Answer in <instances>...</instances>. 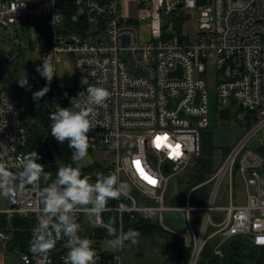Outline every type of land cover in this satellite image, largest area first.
<instances>
[{"label":"built area","instance_id":"built-area-1","mask_svg":"<svg viewBox=\"0 0 264 264\" xmlns=\"http://www.w3.org/2000/svg\"><path fill=\"white\" fill-rule=\"evenodd\" d=\"M189 16L196 24L193 38L183 29ZM179 20L181 32L173 26ZM37 21L47 23L49 42L44 48L36 43L39 60L43 63L49 57L54 72L64 58L71 64L73 81L63 97L86 92L88 85L81 83L85 77L89 85L110 92L105 105L96 109L89 149L112 155L108 164H100V172L116 174L128 184L130 194L117 206L107 207L106 211L117 212L111 229L102 215L90 217L86 209L76 213L83 228L80 234L86 236V230H91L87 237L96 264H121L124 248L107 251L101 249L100 241L124 232V214L157 218L166 209L163 203L170 178L200 154L201 132L209 126L205 79L209 67L216 71V95L224 103L221 109L229 108L231 115L229 104L237 103L250 124L204 181L212 183L206 203L191 206L187 197L180 207L191 233L187 264H197L204 244L213 237L219 239L214 252L220 255L218 245L237 235L264 247V150H258L264 149V0H0V27L12 36L28 23L29 35L36 37ZM259 134V144L250 146ZM157 137L167 138L164 146L156 147ZM28 139L18 107L0 81V155L12 171L18 170L21 157L27 154ZM177 145L179 157L173 155ZM38 154V163L43 164ZM136 160L157 181L155 185L140 176ZM236 174L245 188L243 203L232 202ZM227 176L230 202L218 206L217 192ZM43 187L41 182L36 187H17L14 200L6 197V207H0L7 223L0 226V250L12 240L11 220L33 218L37 226ZM192 210L201 213L197 229L191 223ZM214 211L224 213L220 222L212 221ZM210 227L215 229L207 233ZM95 230L102 231L101 238L94 235ZM58 244L46 259L18 247L5 254L17 255L19 264H64L66 241ZM106 253L111 258L104 259Z\"/></svg>","mask_w":264,"mask_h":264},{"label":"clouds","instance_id":"clouds-1","mask_svg":"<svg viewBox=\"0 0 264 264\" xmlns=\"http://www.w3.org/2000/svg\"><path fill=\"white\" fill-rule=\"evenodd\" d=\"M36 71L48 84L55 76L49 57L43 59ZM18 83L20 87H29L26 76L18 80ZM81 83L88 85L86 92L73 97L70 107L57 104L56 110L49 114L51 136L60 144L67 141L68 147L73 150L72 163L58 167L55 179L45 171L44 164L38 163L40 156L36 151L21 157L17 171H12L4 156L0 155V195L11 197L17 187H36L42 179L46 182V186L39 191L42 209L32 233L29 251L34 257L46 259L57 242L65 240L67 252L63 257L64 264H96L92 241L80 234L83 228L77 220V211L86 209L90 217L99 218L107 210L110 200H118L130 194L128 184L121 182L114 173L105 175L96 172L93 182L92 177L82 171L91 146L89 133L96 127V109L105 105L110 92L97 84L89 85L86 77ZM49 90L45 86L34 92L33 99L38 101ZM12 109L13 106L9 104V112ZM49 180L51 182L47 183ZM112 224L110 220V229ZM140 235L138 230L130 228L115 235L107 243L114 250L123 249L126 242L136 245Z\"/></svg>","mask_w":264,"mask_h":264},{"label":"trees","instance_id":"trees-1","mask_svg":"<svg viewBox=\"0 0 264 264\" xmlns=\"http://www.w3.org/2000/svg\"><path fill=\"white\" fill-rule=\"evenodd\" d=\"M28 23H24L23 29L26 35H29ZM176 31L181 32L182 30V21H176L173 24ZM37 34H36V43L39 47H46L49 42L47 39L48 36V27L47 23H42V21H37ZM19 34V32H18ZM20 35V34H19ZM15 35L13 34V41ZM35 44H31L33 47ZM13 47L20 52L22 50L21 46H16V43L13 42ZM13 52L9 51V55ZM6 61L9 62L8 57ZM9 72V71H8ZM8 82L13 91V97L18 102V105H22L26 108L27 112L33 111L36 109L33 102V93L38 87L39 90L45 86L49 87V91L45 94L44 97L39 99V106L37 110L41 116V123L43 131L38 128L36 125L27 126L28 128V146L27 153L36 151L42 155V162L45 165V170L53 174L54 178L57 172L56 161L64 166L72 163V149L68 147V142L65 141L63 144H60L56 139L50 134V120L49 114L56 110L57 104L61 107H70L71 98L63 97L64 88L59 87L55 80L53 79L50 84L41 77L38 72H35V82L28 81L29 87L23 89L19 86L18 81L15 76H12L9 72ZM38 85V86H37ZM17 105V104H16ZM250 120L248 121V125ZM214 145L212 142L211 132L207 129L201 132V146L200 154L193 159L190 165V172L187 175V181L184 189L177 195L175 198H168L167 202L174 206H183L186 204L188 197L189 204L191 206L203 205L208 200V195L210 191V184H203L197 186L193 190L191 188L195 187L197 184H200L206 181L209 176L213 173L215 169L214 162ZM230 148L226 147L222 149V157L226 156ZM258 150H264L262 147ZM103 168L100 164H93L86 167H83V173H89L92 177L93 182L95 181L96 172L102 171ZM192 186V187H191ZM191 189V190H190ZM189 195V196H188ZM120 201H125L123 197L118 200H110L108 207H114L119 204ZM102 216L106 222L113 221V224L117 223V212L115 211H106L102 213ZM200 214H196L194 217V222L196 225L200 222ZM123 228L124 232L128 229L138 230L141 235L140 238L149 239L152 242L156 241L157 237H160L164 240L163 244H157L159 251L161 253L166 252V250H174L177 253L176 264H187L191 249L188 245L185 244L184 238L171 233L170 231L164 229L157 218H145L140 214L130 215L124 214L123 217ZM7 223L5 218L0 216V226L6 227ZM10 232H12V240L9 241L11 245L10 248L18 247L21 250L29 251V244L32 238V233L35 228V221L33 218H15L11 220ZM214 229L209 228L207 233H211ZM91 230L87 229L85 235L90 236ZM94 235L97 238L102 237V231L95 230ZM139 238V239H140ZM62 240L59 241L58 247L61 246ZM219 242L217 237L211 238L207 241L200 253L199 260L197 264H206V260L214 253V250ZM131 246L126 242L124 248ZM61 248V247H60ZM218 249L221 253V264H260L264 263V247L254 246L250 241L240 235L233 236L232 238L226 240L225 242L218 245ZM30 252V251H29ZM104 259L111 258L110 254H104Z\"/></svg>","mask_w":264,"mask_h":264},{"label":"rangeland","instance_id":"rangeland-1","mask_svg":"<svg viewBox=\"0 0 264 264\" xmlns=\"http://www.w3.org/2000/svg\"><path fill=\"white\" fill-rule=\"evenodd\" d=\"M133 8L135 7L134 4L131 5ZM190 17V16H189ZM195 19L191 16L189 19L186 20L184 24V31L189 34L190 38H193L194 27H195ZM19 38L13 41V36L10 34L8 30L0 27V81L5 84L7 87V91L9 95L12 97L14 102L17 104L18 113L21 117V121L24 125H36L43 131L42 123H41V116L39 111L37 110L39 106V100H34V106L36 109L30 111L28 113L26 108L22 105H18V102L13 97V91L11 86L8 82V74L11 73L12 76L16 77V80H21L25 76L27 77L28 81L35 82V72L38 66L42 65V62L39 60V51L36 46V39L30 33V35H26L25 31L20 27L19 28ZM16 43V46H21L22 50L18 52L15 47H13ZM33 45V47L31 46ZM13 52L9 55V51L12 50ZM6 57H8V61H6ZM9 71V72H8ZM53 79L55 80L56 84L59 87L64 88V90H70L73 76H72V68L71 64L67 58H64L62 62L57 66V70L54 72ZM215 75L216 71L213 67H209L207 69V73L205 75L206 79V89L208 93V128L207 130L211 132L212 142L215 147L214 149V162L217 164L221 157H222V149L229 147L230 149L236 144V142L241 138V136L245 133L248 128V116L237 103L231 102L229 105L231 107V115L228 119H222L219 115V110L224 106V103L217 97L216 89H215ZM52 79V80H53ZM38 86V85H37ZM25 89L26 87H22ZM39 91L37 87L35 92ZM206 130V129H205ZM260 134L258 137H254L251 142L250 146H255L260 142ZM112 155L100 150V151H91L89 149V155L86 161L84 162V167L93 165V164H101L105 165L110 162ZM57 167L62 166L59 161H56ZM191 165V164H190ZM190 165L181 172L180 174L173 176L170 178L166 190L164 206H169L167 199L176 197L180 194L182 189L187 187V175L190 172ZM46 171V170H45ZM47 173H51L46 171ZM51 178L55 179L53 174L51 173ZM49 180L47 183H49ZM203 183V182H202ZM201 185L209 183L210 191L208 197L211 195L212 191V183L204 182ZM42 186H46V182L42 179L41 180ZM197 184L195 187L191 188L192 190L197 186H201ZM192 187V186H191ZM230 183L229 177H225L224 180L221 182L217 197L215 200L216 205H227L230 202L229 194H230ZM190 189V190H191ZM233 194V203H243L245 199V188L239 178V174H236L234 179L232 188ZM15 194L8 199L14 200ZM209 199V198H208ZM7 205V198L3 195H0V207L5 208ZM200 214V211L192 210L190 212L191 215V223L197 229V225L194 222V217L196 214ZM185 213L176 210H163L161 213L158 214L159 220L163 221L165 226L171 225H184L185 222ZM224 213L223 212H213L212 213V221L220 222L223 219ZM201 220V217H200ZM199 228V227H198ZM215 229L214 227H211ZM110 239H102L100 241V247L104 250H114L109 247L107 241ZM163 244L164 240L160 237L156 238L155 242L150 241L146 238H140L136 245H131L127 248H124L121 251V264H162L161 260V252L159 251V247L157 244ZM117 250V249H116ZM167 251V250H166ZM18 256L17 255H10L7 260L6 264H18ZM253 264V262H251ZM264 264V263H260Z\"/></svg>","mask_w":264,"mask_h":264},{"label":"crops","instance_id":"crops-1","mask_svg":"<svg viewBox=\"0 0 264 264\" xmlns=\"http://www.w3.org/2000/svg\"><path fill=\"white\" fill-rule=\"evenodd\" d=\"M242 182V181H241ZM243 184V183H242ZM165 201V200H164ZM166 202V201H165ZM186 202H187V200H186ZM244 202H245V199H244ZM239 203V202H238ZM169 206H165L166 207V209H168V210H176V211H181V212H183V213H185L184 211H182L181 209H180V207H182V206H174V205H171V204H168ZM184 206V205H183ZM166 209H164V211L166 210ZM185 215V222H184V225L185 226H183V225H171V226H165L164 224H163V221H161V220H159V218L157 217V219H158V221H159V223H160V225L164 228V229H166V230H168V231H170L171 233H174V234H177V235H179V236H181V237H183L184 238V241H185V244L186 245H188L189 246V244H190V240H191V233H190V231H189V228H188V225H187V218H186V214H184ZM194 229H195V227H194ZM9 245H11L10 244V242H8V243H5L3 246H2V249L0 250V264H6V260H7V258L10 256V255H6L5 254V252L7 251V250H10V249H12V248H10V246ZM169 252H175L174 250H167L166 252H164V253H162L160 256H161V260H162V264H166L164 261H163V259H162V255L163 254H166V253H169ZM18 264H19V257H18Z\"/></svg>","mask_w":264,"mask_h":264},{"label":"water","instance_id":"water-1","mask_svg":"<svg viewBox=\"0 0 264 264\" xmlns=\"http://www.w3.org/2000/svg\"><path fill=\"white\" fill-rule=\"evenodd\" d=\"M203 1V0H201ZM182 5L178 4L177 5V9H179ZM92 24V23H91ZM14 35H15V39H17L19 37L18 34V30L15 29L14 30ZM179 69H181V67H178ZM172 74H174V72H172ZM219 115L222 119H228L230 117V109L229 108H224L221 109L219 111ZM166 169H168V166H165ZM177 253L176 252H169L166 254L162 255V259L166 264H176L177 261ZM206 264H221V255L217 252H214L207 260H206Z\"/></svg>","mask_w":264,"mask_h":264},{"label":"snow or ice","instance_id":"snow-or-ice-1","mask_svg":"<svg viewBox=\"0 0 264 264\" xmlns=\"http://www.w3.org/2000/svg\"><path fill=\"white\" fill-rule=\"evenodd\" d=\"M166 139H167L166 137H157V138H156V141H155V143H156V147H157V148H160V147L164 146V142H166ZM173 155H174L175 157H179V156L181 155V153H180V151H179V146H178V145L176 146V149H175V151L173 152ZM133 163H134L136 169L138 170L140 176H141L146 182H148L149 184H152V185H155V184L157 183V181H156L154 178H152L151 176H149V175H148V174L142 169V167H141V162H140L139 160H136V161H134Z\"/></svg>","mask_w":264,"mask_h":264},{"label":"flooded vegetation","instance_id":"flooded-vegetation-1","mask_svg":"<svg viewBox=\"0 0 264 264\" xmlns=\"http://www.w3.org/2000/svg\"><path fill=\"white\" fill-rule=\"evenodd\" d=\"M19 38V37H18ZM17 40V39H16Z\"/></svg>","mask_w":264,"mask_h":264}]
</instances>
